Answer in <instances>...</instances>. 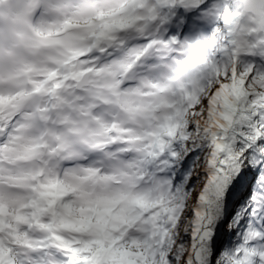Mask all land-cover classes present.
I'll return each mask as SVG.
<instances>
[{
	"label": "snow or ice",
	"instance_id": "6c2138e0",
	"mask_svg": "<svg viewBox=\"0 0 264 264\" xmlns=\"http://www.w3.org/2000/svg\"><path fill=\"white\" fill-rule=\"evenodd\" d=\"M0 264H264V0H0Z\"/></svg>",
	"mask_w": 264,
	"mask_h": 264
}]
</instances>
